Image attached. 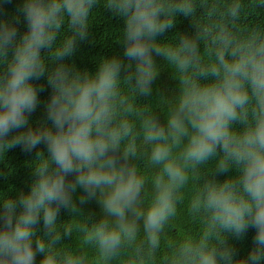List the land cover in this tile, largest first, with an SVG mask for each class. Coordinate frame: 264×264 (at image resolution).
I'll list each match as a JSON object with an SVG mask.
<instances>
[{
  "label": "clouds",
  "instance_id": "9594fccd",
  "mask_svg": "<svg viewBox=\"0 0 264 264\" xmlns=\"http://www.w3.org/2000/svg\"><path fill=\"white\" fill-rule=\"evenodd\" d=\"M13 2L0 163L35 156L28 191H0V264H264V0ZM101 8L123 22L122 54L81 70L70 60ZM179 17L191 31H173ZM165 67L174 89L155 94Z\"/></svg>",
  "mask_w": 264,
  "mask_h": 264
},
{
  "label": "trees",
  "instance_id": "16d2710c",
  "mask_svg": "<svg viewBox=\"0 0 264 264\" xmlns=\"http://www.w3.org/2000/svg\"><path fill=\"white\" fill-rule=\"evenodd\" d=\"M19 3L20 0H14L12 5H7V12L14 14ZM93 19L94 23L89 30V37L80 42L76 53L70 60V63L75 64L81 70L94 71L96 63L101 57H111L113 55L122 54V45L116 43V39L118 36V29L122 26L123 22L103 8L97 10ZM25 30L26 28L21 24L20 31L23 32ZM191 30V22L187 18L179 17L176 29L173 31ZM172 34V32H169L167 35L171 36ZM156 59L158 64L163 65L164 62L161 58L157 57ZM34 83L44 88V91L39 93L41 103L30 117L33 126H36L37 122L45 119L43 104L50 95V89L47 87L46 80L43 78ZM174 86L175 81L171 79L170 71L166 67L163 68L159 77L154 82V88L156 89L155 94L171 91L174 89ZM140 99L143 100V98ZM41 150H43V146H41ZM34 156L35 150L31 154L21 151L19 147L8 150L5 154L4 161L0 163V191L8 192L11 190L10 195H15L18 191H28L29 182L33 179L28 165ZM9 169L12 170V174L5 176L4 174H6ZM224 178L223 176L217 177L219 180H223ZM83 213L84 215H88L89 213L98 214L99 208L94 201H91L83 206ZM67 218V213L62 210L59 219L65 220ZM253 235L254 230L249 229L243 240L231 241L237 249L238 256L242 257L246 255L247 251L252 246L251 238ZM39 260L40 257L37 256V264H39Z\"/></svg>",
  "mask_w": 264,
  "mask_h": 264
}]
</instances>
